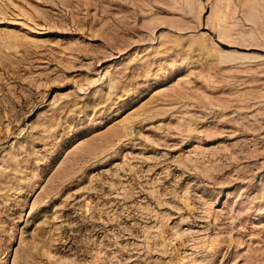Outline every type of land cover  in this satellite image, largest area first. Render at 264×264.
<instances>
[{
    "label": "rangeland",
    "instance_id": "374dc122",
    "mask_svg": "<svg viewBox=\"0 0 264 264\" xmlns=\"http://www.w3.org/2000/svg\"><path fill=\"white\" fill-rule=\"evenodd\" d=\"M0 264H264V0H0Z\"/></svg>",
    "mask_w": 264,
    "mask_h": 264
}]
</instances>
